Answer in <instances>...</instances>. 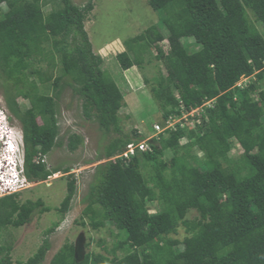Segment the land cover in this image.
I'll return each mask as SVG.
<instances>
[{"label": "trees", "instance_id": "1", "mask_svg": "<svg viewBox=\"0 0 264 264\" xmlns=\"http://www.w3.org/2000/svg\"><path fill=\"white\" fill-rule=\"evenodd\" d=\"M148 3L167 31L152 25L125 40L115 57L124 71L144 70L153 52L163 62L144 81L159 107L149 133H157L156 123L165 129L143 149L139 143L148 134L124 132L125 95L86 29L94 0H0V80L22 124L28 179L68 173L69 166H50L48 155L65 145L75 152L84 143L79 133L66 143L60 136L59 100L67 87L81 100L84 117L109 136L96 159L107 160L95 168L77 222L87 226L88 218L94 229L111 223L116 240L82 259L67 240L49 264H264V0ZM166 39L169 50L161 44ZM235 142L242 148L238 157L230 154ZM130 144L137 146L125 155ZM67 178L60 220L26 260L13 259V243L2 233L51 207L23 201L19 192L0 197V264L44 263L49 236L77 193V178ZM151 204L158 209L151 212ZM192 210L197 215L189 218ZM181 225L187 235L172 237Z\"/></svg>", "mask_w": 264, "mask_h": 264}, {"label": "rangeland", "instance_id": "2", "mask_svg": "<svg viewBox=\"0 0 264 264\" xmlns=\"http://www.w3.org/2000/svg\"><path fill=\"white\" fill-rule=\"evenodd\" d=\"M88 0H74L76 4H86ZM95 8L86 20V29L89 32L91 41L96 53L103 56L105 67L118 83L125 95L126 105L121 109L120 116L125 133L132 134L136 129L139 134H148L145 140H152L157 133H149L151 126L157 122L156 115L159 107L154 101L150 87L145 83V77H153L159 72V68H164L163 62L156 58L157 52H153L151 61L145 63L144 70L134 66L124 71L117 59L116 54L125 49V40L142 33L152 25H158L163 31H167L162 23V15L154 10L148 0H94ZM50 8V6H46ZM260 30L261 25L257 24ZM264 28V25H262ZM167 34V32H166ZM185 40V39H184ZM183 40V41H184ZM192 43V41L190 40ZM165 50H169V40L161 42ZM148 61V60H147ZM249 78H243L238 84H244ZM22 101V99H20ZM59 124L61 128L60 136L65 143L71 133H79L84 137V143L75 151H70L66 145L55 147L47 157L50 166H69L70 171L57 172L46 181H35L28 184L27 188L20 193V199L25 201H43L44 205L50 206L51 210H36L29 222L19 228L8 227L2 234L5 241L13 243L12 256L14 260H26L42 244L46 230L55 221L60 220L57 207L60 206L67 190L68 174H73L77 178V193L72 200L70 211L65 218L50 234L52 243L43 264H49L53 255L67 241L75 244L82 243L83 250L102 251L104 245L112 246L116 240L118 230L107 223L105 227L94 229L89 224L83 226L80 222L86 202L83 200L88 193L90 184L94 180L95 168L107 159L96 160L98 154L108 143L109 136L99 128L97 122L84 117L81 108V100L73 95V89L67 87L61 99ZM0 109L8 116V122L14 129L15 138H21L20 132L22 124L9 110L2 81L0 80ZM195 111H193L194 113ZM179 121L178 118L169 121L168 126H174ZM157 124V123H156ZM155 124V125H156ZM150 129V131H149ZM19 133V134H18ZM242 153L239 143L235 142L231 151L232 157H238ZM167 152V157L171 156ZM201 155V153H199ZM151 212L158 209V205L151 204ZM197 215L196 210L189 212L188 217ZM187 231L181 225L176 234L172 237L183 239ZM89 243V246L87 244Z\"/></svg>", "mask_w": 264, "mask_h": 264}, {"label": "built area", "instance_id": "3", "mask_svg": "<svg viewBox=\"0 0 264 264\" xmlns=\"http://www.w3.org/2000/svg\"><path fill=\"white\" fill-rule=\"evenodd\" d=\"M209 103L207 102V104ZM1 113L6 117L3 110ZM155 127L158 130L161 129L159 124H156ZM12 134L13 131L9 124H0V197L23 190L29 184V180L25 176L23 154H17L12 147ZM136 146L130 144L125 155L134 152ZM139 146L143 149L149 148L148 141H142Z\"/></svg>", "mask_w": 264, "mask_h": 264}, {"label": "clouds", "instance_id": "4", "mask_svg": "<svg viewBox=\"0 0 264 264\" xmlns=\"http://www.w3.org/2000/svg\"><path fill=\"white\" fill-rule=\"evenodd\" d=\"M1 111H2V109H0V116L3 118L2 120H1V125L2 124H9V123H7L8 122V116H7V114H6V117H4L3 115H2V113H1ZM10 125V124H9ZM11 126V125H10ZM11 128H12V131H13V134H12V147L16 150V153L17 154H23V159H24V168H25V152H24V135H23V130H21V132H20V136H21V138H15V133L16 132H14V129H13V127L11 126ZM19 134V133H18ZM5 135V134H4ZM146 141H148V140H146ZM25 176H26V174H25ZM27 177V176H26ZM28 178V177H27ZM29 180V179H28ZM32 181H30L29 180V183H31ZM26 189V188H25ZM25 189H23V190H25ZM23 190H20V191H17V192H21V191H23ZM17 192H14V193H17ZM12 194V193H11ZM8 195V194H7ZM5 196V195H4ZM2 197V196H1Z\"/></svg>", "mask_w": 264, "mask_h": 264}, {"label": "water", "instance_id": "5", "mask_svg": "<svg viewBox=\"0 0 264 264\" xmlns=\"http://www.w3.org/2000/svg\"><path fill=\"white\" fill-rule=\"evenodd\" d=\"M76 245V256L78 259H82L84 258V255H85V251H82L83 250V245L82 243L80 244H75Z\"/></svg>", "mask_w": 264, "mask_h": 264}, {"label": "bare ground", "instance_id": "6", "mask_svg": "<svg viewBox=\"0 0 264 264\" xmlns=\"http://www.w3.org/2000/svg\"><path fill=\"white\" fill-rule=\"evenodd\" d=\"M3 118L0 116V123H1V120H2Z\"/></svg>", "mask_w": 264, "mask_h": 264}]
</instances>
